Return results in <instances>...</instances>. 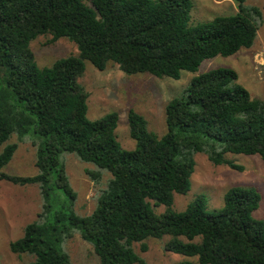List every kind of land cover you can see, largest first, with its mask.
<instances>
[{
  "label": "trees",
  "instance_id": "obj_1",
  "mask_svg": "<svg viewBox=\"0 0 264 264\" xmlns=\"http://www.w3.org/2000/svg\"><path fill=\"white\" fill-rule=\"evenodd\" d=\"M234 1L235 13L190 25L192 0H0V179L37 184L41 196L37 217L10 243L12 252L32 255L28 264H73L57 241L79 233L101 264H147L135 244L144 252L148 238L170 235L166 250L197 256L200 264H264V220L253 215L261 200L256 188H229L214 212L205 194L183 211L173 209L175 192L191 189L196 153L240 170L227 153L264 157V98L252 96L235 69L194 75L167 102L161 135L129 110L133 150L117 139L118 112L88 118L89 92L79 81L86 60L99 70L115 63L127 74L180 79L206 59L250 48L264 21V0L263 8ZM42 34L67 37L78 53L40 68L30 43ZM14 134L33 135L37 173L2 170L18 148ZM63 152L93 164L86 173L96 185L110 174L89 214L75 209ZM153 203L166 211L157 214Z\"/></svg>",
  "mask_w": 264,
  "mask_h": 264
},
{
  "label": "rangeland",
  "instance_id": "obj_2",
  "mask_svg": "<svg viewBox=\"0 0 264 264\" xmlns=\"http://www.w3.org/2000/svg\"><path fill=\"white\" fill-rule=\"evenodd\" d=\"M190 25L205 22L218 15H229L238 10L234 0H192ZM248 5L263 8V0H246ZM30 46L40 68L51 66L59 58L78 53L77 44L67 37L53 41L51 34H42L33 39ZM85 72L79 79L89 92L87 116L96 120L116 111L119 114L115 130L118 141L128 150L136 146L130 135L129 110L143 114L148 120V130L159 135L166 131L165 106L179 95L191 78L201 72L217 67H229L239 74L238 81L254 97L264 98V21L257 38L250 48H242L230 56L217 55L202 62L198 72L183 71L180 79L157 77L149 73L127 74L118 64L110 63L105 70L97 69L89 60L85 61ZM32 134L21 139L14 134L11 142L18 148L2 170L11 174L33 175L36 166L37 145ZM226 158L242 167V170L228 164H214L205 152L195 155L196 165L191 176V189L181 194L175 192L173 209L183 211L199 194L208 199L207 209L217 211L224 205V195L233 186L254 187L261 195L260 205L254 211L255 218L264 220V157L259 154L227 153ZM60 158L66 164L71 183L77 191L75 209L80 214L91 213L96 206V189L106 186L110 177L104 175L100 185L86 173L93 164L78 159L74 154L63 152ZM41 196L37 184L18 185L0 179V264H28L34 258L29 254L18 255L11 251L10 243L24 234L25 226L33 221L40 211ZM157 214L164 213L167 206L155 205ZM170 235L148 238V250H135L147 264H177L193 261L200 264L197 256H186L165 249ZM185 239V237H183ZM57 247L69 253L73 264H101L93 246L79 233L70 239H59Z\"/></svg>",
  "mask_w": 264,
  "mask_h": 264
}]
</instances>
